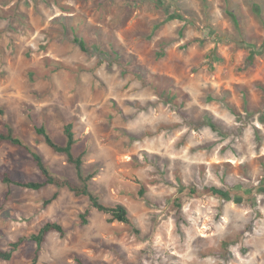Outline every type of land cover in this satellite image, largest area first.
I'll return each mask as SVG.
<instances>
[{"label": "rangeland", "instance_id": "374dc122", "mask_svg": "<svg viewBox=\"0 0 264 264\" xmlns=\"http://www.w3.org/2000/svg\"><path fill=\"white\" fill-rule=\"evenodd\" d=\"M5 123L80 183L35 131L63 144L73 123L91 190L134 225L68 189L0 183V250L48 221L65 230L0 264H264V0H0ZM0 165L43 179L8 143ZM212 186L254 203L202 194Z\"/></svg>", "mask_w": 264, "mask_h": 264}, {"label": "trees", "instance_id": "16d2710c", "mask_svg": "<svg viewBox=\"0 0 264 264\" xmlns=\"http://www.w3.org/2000/svg\"><path fill=\"white\" fill-rule=\"evenodd\" d=\"M259 15H261L259 13ZM170 19H173L170 18ZM76 43H79L82 50H86V45L84 40L81 38L75 39ZM35 131L38 135L42 136L46 145L52 149L55 153L61 154L66 157L68 163L72 164L75 168L76 174L80 183H75L69 178L59 176L51 171V169L45 163L43 156L40 152L31 144L23 140L14 130V128L8 124H3V128L0 130V142L8 143L10 145L24 149L34 160L36 166L42 174L43 179L41 181H28L20 182L12 179L11 172L9 169L3 165H0V183L5 185H17L19 187L31 189V190H41L48 186H54L58 189H68L76 196H85L89 199L91 208L96 209L99 212L109 214L111 216V221H118L128 225H134L133 220L130 216L129 210L123 204H116L114 206L105 205L102 203L100 197L95 194L90 187V182L94 178V174L86 175L84 174V157L87 152L83 151L79 155L75 154V147L78 143L76 137V132L74 130L73 123H66L63 128V133L65 141L63 144L55 141L51 133L47 130L45 126H36ZM190 193L196 195V191L190 188ZM255 194L264 193V180L262 185L254 189ZM144 192H142V195ZM202 194H210L213 196L220 197L226 201H233L239 205L245 203H254V199L251 198L247 193L233 192L231 190H225L215 186L204 188ZM58 195L55 194L51 199L47 200L45 204L52 203L57 199ZM90 215V210L85 211L84 214L80 216L82 223H88V216ZM58 232L63 235L65 233L63 225L58 221H48L46 222L37 234L31 235L29 238H21L17 242L11 244V248L7 251L0 250V260L1 261H11L15 252L18 251L20 245L26 240H32L37 245L38 248L46 241L47 236L51 232ZM82 264V263H81Z\"/></svg>", "mask_w": 264, "mask_h": 264}]
</instances>
